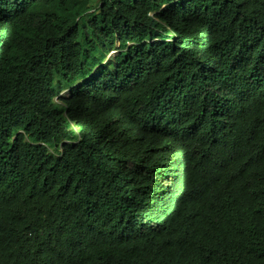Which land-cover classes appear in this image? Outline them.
I'll use <instances>...</instances> for the list:
<instances>
[{"label":"trees","instance_id":"obj_1","mask_svg":"<svg viewBox=\"0 0 264 264\" xmlns=\"http://www.w3.org/2000/svg\"><path fill=\"white\" fill-rule=\"evenodd\" d=\"M0 264H264V0H0Z\"/></svg>","mask_w":264,"mask_h":264},{"label":"rangeland","instance_id":"obj_2","mask_svg":"<svg viewBox=\"0 0 264 264\" xmlns=\"http://www.w3.org/2000/svg\"><path fill=\"white\" fill-rule=\"evenodd\" d=\"M117 54H118V53H117L116 51L112 52V53L109 55L107 61H109V60H114V58L117 56ZM61 97H63V98H68V97H69V93H68V91L63 92V93L61 94Z\"/></svg>","mask_w":264,"mask_h":264}]
</instances>
